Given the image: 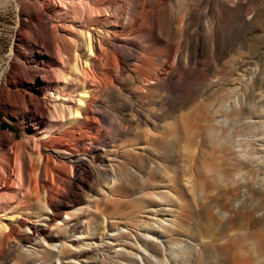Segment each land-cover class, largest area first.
I'll use <instances>...</instances> for the list:
<instances>
[{
  "label": "rangeland",
  "instance_id": "rangeland-1",
  "mask_svg": "<svg viewBox=\"0 0 264 264\" xmlns=\"http://www.w3.org/2000/svg\"><path fill=\"white\" fill-rule=\"evenodd\" d=\"M80 101L96 138L56 154ZM0 208L30 217L0 264H264V0H0Z\"/></svg>",
  "mask_w": 264,
  "mask_h": 264
},
{
  "label": "bare ground",
  "instance_id": "bare-ground-1",
  "mask_svg": "<svg viewBox=\"0 0 264 264\" xmlns=\"http://www.w3.org/2000/svg\"><path fill=\"white\" fill-rule=\"evenodd\" d=\"M72 7V6H71ZM66 9V12H71L72 8H64ZM160 18L156 21V25L154 26V34L155 36L151 38V40H156L159 38H163L166 37L164 36V30L167 26V22L166 19L163 17V13L160 11ZM162 17V18H161ZM89 55L93 54V48L91 47V41H90V36H89ZM142 57V56H140ZM167 57L166 59H157L158 63L152 62L151 58L152 57H145V61H143L144 57L141 58L142 59V66L141 68H143V71H145V66L149 65V69L147 72V77L149 78V80L154 83V80L159 79L160 73L158 72V70L156 69L157 66H159L162 62H167L169 64H172L173 62H175L176 59V55L171 56L167 53ZM94 63H95V58L94 55L91 57H88L87 60L84 61V68H85V72L83 74H85L84 77H89L91 78H95L96 77V73L94 71ZM65 64V62L63 63ZM62 64V67H63ZM76 68V65H75ZM63 68H61V72L64 75V72L62 71ZM150 82V83H151ZM80 107L79 108L81 111H76L75 113V118L74 121H66L65 119H63V123H65L66 127L64 128V131L61 132V134L56 137L54 140L55 142L53 143V147L58 146V144L63 141L65 139V137H68V140H72V143H68L66 146L61 147V148H56V154L59 153H64V152H68V151H75L77 146H79L80 149H82L84 147V143L86 140L88 139H95L96 138V134L95 131L97 130V125H96V121L94 116H90L89 114L86 113V106L83 105V101H80ZM56 111V110H55ZM57 116H59L58 112L56 111ZM39 116H43L45 114L44 109H40L38 112ZM87 120H89L90 122H88ZM87 121V122H86ZM84 150H86V148H84ZM64 151V152H63ZM172 153V149H169V155ZM68 162L69 159L64 157L63 158V162H62V167H61V171H58V175H65V171L66 169H68ZM131 163V164H137L138 166H136L138 171H142L145 167H148L147 165V160L144 157V155H142L139 152H135L134 149L128 150L127 151V155L124 156L123 160L119 161V166L121 168H125L127 167V165ZM91 168L93 169V165L88 161V160H84L81 162L79 170L85 171V170H91ZM149 168V167H148ZM47 169V166H46ZM131 170H133L131 168ZM150 170V169H149ZM151 171V170H150ZM152 173V172H151ZM14 175V173H12ZM47 177V173L46 176ZM55 176L51 174V179H53ZM58 182L59 185H52V183H49L46 187V190H44V194L45 197L43 198V203L46 204V207H51V208H56V205H66V203H62L63 201H58V198L54 197V194H56V190L59 189V187H64L65 188H70V185L66 184L65 180H61L59 179L58 176ZM44 183V182H43ZM42 187H45V184H41ZM62 189V188H61ZM62 194V192H60ZM169 195L170 193L167 192ZM57 196V195H56ZM3 198V197H2ZM57 199V201H56ZM38 202H41L40 199L37 198ZM10 205H12V202L10 199H5L2 200L1 205H6V207H8ZM29 211H25L22 212L20 214V212L15 216L13 208H0V243L4 244L7 242V240L14 236V235H18V232H20V227L23 223L28 222L27 220L30 219ZM58 214L60 215L59 212H53L52 216L50 217V220L55 221L58 218ZM8 219L9 221L7 223L4 222V220ZM33 234H36L37 236H39L40 240H43V236L42 234L45 233V228L43 226H39L36 227L32 230ZM172 242V241H170ZM156 243V247L158 248V250H165L164 246L162 243ZM2 250V246L0 245V251ZM28 252H30L28 250ZM153 255H149V258L152 257ZM147 259V258H146ZM246 260L248 262V264H251V257L250 256H246ZM254 260V259H253ZM259 261V260H258ZM253 262L256 263V261L254 260Z\"/></svg>",
  "mask_w": 264,
  "mask_h": 264
}]
</instances>
